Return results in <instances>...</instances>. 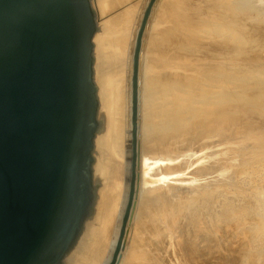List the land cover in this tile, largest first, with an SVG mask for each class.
Instances as JSON below:
<instances>
[{
	"label": "rangeland",
	"instance_id": "374dc122",
	"mask_svg": "<svg viewBox=\"0 0 264 264\" xmlns=\"http://www.w3.org/2000/svg\"><path fill=\"white\" fill-rule=\"evenodd\" d=\"M91 5L107 49L129 52L107 66L123 67L120 73L129 79L115 99L116 123L107 129L100 115L102 142L116 136L117 124L125 159L96 139V210L74 250L82 242L86 250L92 244L101 197L119 166L124 191L119 186L113 220L104 228L106 239L111 235L108 264H264V0H91ZM120 24L124 29L118 32ZM175 28L178 46L167 39ZM150 85L165 92L179 88L177 133L168 129L173 114H162L174 103L152 98ZM127 94L130 103L123 100ZM143 164L156 166L146 174ZM158 169L164 179L169 176L154 182L160 197L148 196L154 184L143 181Z\"/></svg>",
	"mask_w": 264,
	"mask_h": 264
},
{
	"label": "water",
	"instance_id": "95a60500",
	"mask_svg": "<svg viewBox=\"0 0 264 264\" xmlns=\"http://www.w3.org/2000/svg\"><path fill=\"white\" fill-rule=\"evenodd\" d=\"M96 33L91 0H0V264H66L93 218Z\"/></svg>",
	"mask_w": 264,
	"mask_h": 264
},
{
	"label": "bare ground",
	"instance_id": "6f19581e",
	"mask_svg": "<svg viewBox=\"0 0 264 264\" xmlns=\"http://www.w3.org/2000/svg\"><path fill=\"white\" fill-rule=\"evenodd\" d=\"M127 1V0H126ZM166 4V3H165ZM175 4V3H174ZM184 4V3H183ZM101 6V5H100ZM181 6V5H180ZM100 9H102V8H100ZM106 9V8H105ZM182 10V9H181ZM172 11V10H171ZM100 12H102V11H100ZM176 12H177V10H176ZM167 13H170V9H168V11H167ZM172 13H173V11H172ZM171 13V14H172ZM179 13V12H178ZM106 14V13H105ZM104 14V15H105ZM177 14V13H176ZM175 14V17L176 16H179L178 14L176 15ZM189 14V13H188ZM160 15V14H159ZM161 15H162V13H161ZM174 16V15H173ZM163 17V16H162ZM182 17V16H181ZM161 19H163V18H161ZM179 19V18H178ZM180 20H181V18H180ZM189 20V19H188ZM162 22V21H161ZM182 22V21H181ZM115 23V22H114ZM112 25V24H111ZM115 26V25H114ZM120 26H121V24H120ZM129 25L127 24V27H128ZM124 27H125V30H127L126 29V26L124 25ZM112 28V27H111ZM117 28V27H116ZM123 28V26H121V27H118L117 29H115V30H117L118 32H121V30L120 29H122ZM130 27H128V29H129ZM197 28V27H196ZM113 29V28H112ZM124 29V28H123ZM111 30V29H110ZM114 30V31H115ZM113 31V30H112ZM123 31V30H122ZM127 31H129V30H127ZM127 31H124V32H126V34H130V32H127ZM114 34V33H113ZM117 34H119V33H117ZM122 34V33H121ZM219 34V33H218ZM115 35V34H114ZM189 35V34H188ZM103 37V36H102ZM102 37H100L99 35H98V32L95 34V36H94V39H93V43H94V47L95 48H97V50L95 49V82H96V85H98V87H97V89H98V99H99V105H100V103H101V105H102V109H101V106H100V110H101V112H100V115H101V118L102 119H104L103 118V116L105 117V119H107L108 120V127L106 126V128L107 129H111V124L112 123H114L115 122V120H114V118L116 119V116H114V105L116 106V104L115 103H117V102H115L116 100L115 99H117L116 97H117V95L120 93V91H122V89H124L125 87H126V85L125 84H127V82H129L128 80L129 79H126V77H127V75H126V72H125V75L123 74V73H120L121 72V70L123 71V67L122 68H120V67H117L118 68V70L116 69V71L115 70H111V69H109V68H107V66H109L108 65V62L110 61V60H117V59H123L122 57L124 56L125 57V55L127 54H125L124 53V51H121L122 50V48H121V50L120 51H118L117 49L119 48H116L115 46V50H113L110 46H109V49H107V46H106V41L107 40H104V38H102ZM111 37V39H112V36H110ZM160 37V36H159ZM170 39V38H172L171 40L174 42V44L176 45V46H178V43H179V40H180V31H179V28H175V29H173V31H172V33H170V35L167 37V39ZM182 38V37H181ZM161 39V38H160ZM166 39V40H167ZM221 40V39H220ZM190 44H192V43H190ZM200 45H201V43H200ZM191 46H193V45H191ZM106 47V48H105ZM172 47V46H171ZM194 47V46H193ZM202 47V46H201ZM126 50V49H125ZM220 50V49H219ZM99 52V53H98ZM126 52V51H125ZM117 53H119V54H117ZM98 54H100V56H98L97 57V55ZM128 54H129V52H128ZM127 54V55H128ZM138 55V54H137ZM127 57V56H126ZM177 60V59H176ZM145 61H146V59H145ZM148 62V61H147ZM152 62V61H151ZM150 62V64H152ZM142 64V63H141ZM140 64V65H141ZM145 64H146V66H147V63L145 62ZM148 64H149V62H148ZM134 65V64H133ZM138 65V64H137ZM153 65V64H152ZM161 66V65H160ZM150 67H151V65H150ZM111 68V67H110ZM126 68H127V70H128V68H129V65L128 66H126ZM131 68V67H130ZM145 68V67H144ZM158 68V67H157ZM124 69H125V67H124ZM138 69V68H137ZM150 69V68H149ZM109 70H111V71H109ZM109 71V72H108ZM137 72V71H136ZM176 81V80H175ZM125 86V87H124ZM129 86V85H128ZM124 87V88H123ZM150 88H149V92H150V95H151V97L153 98L154 97V99L156 98V100H160V101H164V99H165V97H166V99L167 100H169L170 101V103H174L172 106L171 105H169V106H165L163 109H162V114H164V113H172L173 114V118H174V120H173V122H172V124L170 125V127L168 128L169 129V131L170 132H172V133H177V131H178V129L180 128L179 126H180V117H181V111L179 110V105H181V93H180V90H179V88H177V87H174V86H169V88L166 90V92L165 91H162L161 89H157V87H156V85H150L149 86ZM126 90V89H125ZM130 99H131V97H130V94H127L125 97H123V100L124 101H128L129 103H130ZM118 112L120 113V110H118ZM107 113V114H106ZM116 113V112H115ZM121 114V113H120ZM121 116V115H120ZM119 117V116H118ZM119 118H121V117H119ZM122 118H123V116H122ZM104 119V120H105ZM103 122V121H102ZM111 123V124H110ZM116 123V122H115ZM116 125V136L114 137H112L111 135V137H109V140H107V142L105 141H103L102 142V138H104V133L102 134H100V135H102L103 137L102 138H100L101 136L99 135L98 137H97V140H98V142H99V140H100V142H101V144H102V148L103 147H105V146H108L109 148H111V150H113L114 151V154H116L117 155V157L118 158H120V159H125V158H123L124 157V153H125V149H124V151H123V142H124V140H123V136H122V142H121V139H120V137H119V135H117V128H118V126H117V124H115ZM113 127V126H112ZM127 130V129H126ZM104 131H105V129H104ZM111 131V130H110ZM113 132V131H112ZM114 133H115V130H114ZM118 133H121V132H118ZM112 134V133H111ZM113 135V134H112ZM101 148H99V150H100ZM149 150V149H148ZM137 155V154H136ZM143 155H145V154H142V156ZM114 156V155H113ZM140 156H141V154H140ZM140 156L138 157V161L140 162ZM141 156V157H142ZM111 157V156H110ZM145 157V159H148L149 161H152V162H154V163H157V165H158V163L159 162H162L161 160H152V158H150V157H148L147 155H145L144 156ZM106 158V157H105ZM119 159V160H120ZM115 160V159H114ZM141 160H142V158H141ZM125 161V160H124ZM123 161V162H124ZM131 161V160H130ZM121 162V161H120ZM142 162H144V160L142 161ZM145 162H147V161H145ZM103 164V163H102ZM109 164V163H108ZM145 165H146V163H144ZM143 164V168H144V172H146V174H147V172H148V170L149 169H152L154 166H156V164H154V166L151 168V166L150 167H148V165L147 166H145ZM137 165H139L138 164V162H137ZM122 166V165H121ZM145 166V167H144ZM124 167V166H123ZM103 168L105 169V167L103 166ZM126 168V167H125ZM142 168V167H141ZM158 168V167H157ZM142 170V169H141ZM150 171V170H149ZM104 172H106L105 170L103 171V174H105ZM122 172H123V170H122ZM121 168H119V166H118V168L116 167H114V170H112V173H114L113 175L111 174V177L112 176H114V180L113 179H110L109 181H108V183H110V190H109V192H107L106 194H104V195H102V197H101V200H100V203H99V209H98V217H97V227H95V229H93V231H92V236H94V240H93V242H92V244L90 245V247H88V249L86 250V248L84 247V245L85 244H83V242L82 243H80L79 245H78V247L75 249V250H73L72 252H71V254H69L70 256H69V258H68V260H67V262H68V264H108L109 263V256H106V251H105V249H106V246H107V244L108 243H106V241H107V239L111 236H109V235H107L108 236V238L106 239V231H105V227L107 226V225H109V224H111L110 222L113 220V219H111V216H112V214H114L115 213V207H117L116 206V204L118 203L117 201L119 200L118 198H119V186L122 188V186L124 187V185L122 184V186H121V184L119 183V182H121ZM130 172V171H129ZM151 172V171H150ZM141 174H143V172L141 173ZM145 174V173H144ZM108 175H110L109 173H108ZM166 176H167V174H165ZM146 176V175H145ZM145 176H142V177H145ZM153 177H150V176H148V177H145V179H144V181H143V183L144 184H154V182H159V179L161 180V179H164V173H162L161 172V170L160 169H158V170H155V173H154V175H152ZM166 176H165V179H166ZM169 176V175H168ZM167 176V177H168ZM141 177V178H142ZM133 178V177H132ZM147 178V179H146ZM165 179L163 180V181H165ZM143 180V179H142ZM142 180H141V182H142ZM168 180V179H167ZM128 181V180H127ZM162 181V180H161ZM160 181V183H164V182H161ZM155 183V184H156ZM128 184V183H127ZM155 184H154V189L153 188H151V189H153V191L151 192V191H148L147 193H148V196H159L160 197V195L162 194V191L161 190H159L161 187H159V186H155ZM142 185L143 184H141V188L140 189H142ZM164 185H165V183H164ZM164 185H163V187H164ZM135 186V185H134ZM149 188V187H148ZM122 191H124L123 190V188H122ZM144 191V190H143ZM130 192V191H129ZM164 192V191H163ZM144 193H145V191H144ZM123 194V193H122ZM127 195V194H126ZM145 196V195H144ZM143 196V197H144ZM166 196V195H165ZM158 197V198H159ZM175 197V196H174ZM164 198V197H163ZM143 200H146V199H143ZM159 200V199H158ZM121 202H122V199H121ZM155 202V201H154ZM160 202V201H159ZM120 203V202H119ZM121 204V203H120ZM127 204V203H126ZM152 204H153V202H152ZM118 205V204H117ZM171 205V204H170ZM121 206V205H120ZM124 209V208H123ZM122 209V211H124ZM176 209H177V206H176ZM96 210V209H95ZM120 210V209H119ZM172 210H174V209H172ZM175 213V212H174ZM176 215V214H175ZM175 217V216H174ZM113 218V217H112ZM174 219V218H173ZM119 220H120V218H119ZM171 225V224H170ZM173 225V224H172ZM178 226V225H177ZM108 227V226H107ZM174 228V227H173ZM172 229V228H171ZM87 233H89V231L87 232ZM83 246V247H82ZM111 260V259H110ZM135 260V259H134ZM135 264V262H133L132 260H130V261H128V262H126V264Z\"/></svg>",
	"mask_w": 264,
	"mask_h": 264
}]
</instances>
